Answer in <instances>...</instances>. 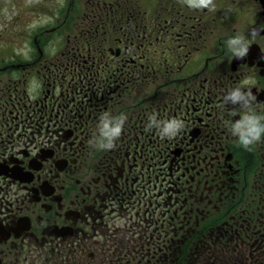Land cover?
I'll return each instance as SVG.
<instances>
[{
	"label": "flooded vegetation",
	"instance_id": "obj_1",
	"mask_svg": "<svg viewBox=\"0 0 264 264\" xmlns=\"http://www.w3.org/2000/svg\"><path fill=\"white\" fill-rule=\"evenodd\" d=\"M215 3L0 0V264H264V138L223 106L251 78L264 113V0ZM104 111L128 119L96 151Z\"/></svg>",
	"mask_w": 264,
	"mask_h": 264
},
{
	"label": "clouds",
	"instance_id": "obj_2",
	"mask_svg": "<svg viewBox=\"0 0 264 264\" xmlns=\"http://www.w3.org/2000/svg\"><path fill=\"white\" fill-rule=\"evenodd\" d=\"M181 6H186L189 10L216 11L215 0H178ZM259 33L253 29L249 34L237 32L230 36L226 41L228 52L233 58L243 59L248 55L251 46V38H255ZM256 81L245 78L240 84L231 88L223 96V106L233 105L230 115L239 116V119L229 120L226 126L231 136L237 139L238 144L245 150H251L252 146L262 141L264 138V113L256 110V97L252 93V87ZM31 99L36 98L33 88H29ZM239 107H235V106ZM127 115H113L109 111H104L98 118L96 130L89 140V146L96 151H110L115 148L116 142L120 139ZM186 127L185 121L181 118L160 119L158 114L152 113L148 116L146 131L155 130L161 139H174Z\"/></svg>",
	"mask_w": 264,
	"mask_h": 264
},
{
	"label": "rangeland",
	"instance_id": "obj_3",
	"mask_svg": "<svg viewBox=\"0 0 264 264\" xmlns=\"http://www.w3.org/2000/svg\"><path fill=\"white\" fill-rule=\"evenodd\" d=\"M0 30H1V26H0Z\"/></svg>",
	"mask_w": 264,
	"mask_h": 264
}]
</instances>
